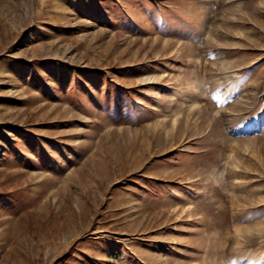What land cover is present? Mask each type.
Wrapping results in <instances>:
<instances>
[{
    "label": "rangeland",
    "instance_id": "1",
    "mask_svg": "<svg viewBox=\"0 0 264 264\" xmlns=\"http://www.w3.org/2000/svg\"><path fill=\"white\" fill-rule=\"evenodd\" d=\"M0 264H264V0H0Z\"/></svg>",
    "mask_w": 264,
    "mask_h": 264
}]
</instances>
